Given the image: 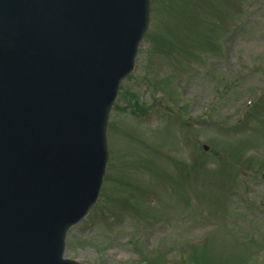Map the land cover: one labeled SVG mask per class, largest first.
Returning <instances> with one entry per match:
<instances>
[{
  "label": "rangeland",
  "instance_id": "rangeland-1",
  "mask_svg": "<svg viewBox=\"0 0 264 264\" xmlns=\"http://www.w3.org/2000/svg\"><path fill=\"white\" fill-rule=\"evenodd\" d=\"M151 12L109 115L100 198L64 257L264 264V0H152Z\"/></svg>",
  "mask_w": 264,
  "mask_h": 264
},
{
  "label": "water",
  "instance_id": "water-1",
  "mask_svg": "<svg viewBox=\"0 0 264 264\" xmlns=\"http://www.w3.org/2000/svg\"><path fill=\"white\" fill-rule=\"evenodd\" d=\"M149 0H0V264L63 259L97 200L105 130Z\"/></svg>",
  "mask_w": 264,
  "mask_h": 264
}]
</instances>
